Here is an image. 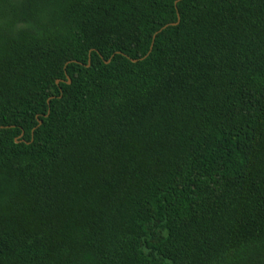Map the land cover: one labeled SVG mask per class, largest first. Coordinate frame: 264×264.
Returning <instances> with one entry per match:
<instances>
[{"label":"trees","instance_id":"trees-1","mask_svg":"<svg viewBox=\"0 0 264 264\" xmlns=\"http://www.w3.org/2000/svg\"><path fill=\"white\" fill-rule=\"evenodd\" d=\"M0 264H264V0H0Z\"/></svg>","mask_w":264,"mask_h":264},{"label":"water","instance_id":"water-1","mask_svg":"<svg viewBox=\"0 0 264 264\" xmlns=\"http://www.w3.org/2000/svg\"><path fill=\"white\" fill-rule=\"evenodd\" d=\"M179 21H180V18H179ZM179 21H178V23H174V24L166 25V26L163 27L158 33L164 31V30L167 29L169 26H177V25L179 24ZM158 33H157V34H158ZM157 34H156V35H157ZM107 63H109V62H107ZM69 83H70V81H69ZM57 84H60V81H58ZM39 125H42V121H40ZM17 142H19V141L17 140Z\"/></svg>","mask_w":264,"mask_h":264}]
</instances>
